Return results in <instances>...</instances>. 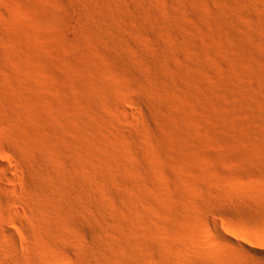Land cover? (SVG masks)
I'll list each match as a JSON object with an SVG mask.
<instances>
[{"label":"rangeland","instance_id":"374dc122","mask_svg":"<svg viewBox=\"0 0 264 264\" xmlns=\"http://www.w3.org/2000/svg\"><path fill=\"white\" fill-rule=\"evenodd\" d=\"M0 159V264H264V0H0Z\"/></svg>","mask_w":264,"mask_h":264},{"label":"bare ground","instance_id":"6f19581e","mask_svg":"<svg viewBox=\"0 0 264 264\" xmlns=\"http://www.w3.org/2000/svg\"><path fill=\"white\" fill-rule=\"evenodd\" d=\"M123 108H124V107H123ZM125 109H126V108H124V110H125ZM126 110H127V109H126ZM0 161H1V159H0ZM5 164H7V163H4V164H3V161H2V163L0 162V165L3 166L4 169H5V168L8 169V168H9L8 166L12 167V165H8V164L5 165ZM1 166H0V167H1ZM10 169L12 170L13 167L10 168ZM7 172H8V171H7ZM7 172H5V173H6L5 175H8ZM5 175H4V176H5ZM6 177H7V176H6ZM6 177H5V179H6ZM8 177H9V176H8ZM10 178H11V177H10ZM8 180H9V179H8ZM2 185H3V188L6 186V185L4 186V184H2ZM6 188H7V187H6ZM4 190H6V189H4ZM75 194H76V193H75ZM79 194H80V193H79ZM81 195H82V194H81ZM81 195H80V197H81ZM86 195H87V194H86ZM76 197H78V196H76ZM80 197H79V198H80ZM82 197H83V196H82ZM71 198H73V197H71ZM79 198H78V199H79ZM75 200H76V199H75ZM84 200H85V196H84ZM71 202H72V201H71ZM73 202H74V201H73ZM78 204H80V203H78ZM78 204H77V205H78ZM75 205H76V204H75ZM75 205H74V206H75ZM77 207H78V206H77ZM9 208L12 209V208H14V207H12V208L9 207ZM9 208H8V209H9ZM79 208L81 209V207H79ZM83 208H84V207H83ZM84 209H85V208H84ZM86 209H87V208H86ZM213 209H214V208H213ZM15 210H16V209H15ZM15 210H12V212L14 213ZM76 210H77V209H76ZM81 211H82V210H81ZM15 212H16V214H17L19 211H15ZM13 213H11V210H10V214H9V211H8V214L10 215V216H9V217H10V221L14 219V218H13ZM16 214H15V215H16ZM18 214H19V213H18ZM5 228H6V227H5ZM6 229H7V228H6ZM6 229H5V230H6ZM8 231H9V229H8ZM10 232H11V230H10ZM10 232H9V233H10ZM12 233L14 234V232H11V234H12ZM122 233H123V232H122ZM14 236H15V235H13V237H14ZM122 236H124V235H122ZM16 237H17V236H16ZM16 237H14L13 240H14ZM127 237H128V236H127ZM125 238H126V237H125ZM128 238H129V237H128ZM128 238H127V239H128ZM16 239H18V238H16ZM16 239H15V240H16ZM18 241H19V240H18ZM128 242H129V240H128ZM14 243H15V241H14ZM16 243H17V242H16ZM96 243H98V241H96ZM104 243H105V240H104ZM189 243H190V242H189ZM102 244H103V243H102ZM17 245H20V244H16V247H17ZM95 245H96V244H95ZM14 246H15V244H14ZM106 246H107V245H106ZM16 247H15V248H16ZM94 247H96V246H94ZM242 247H243V246H242ZM244 247H245V246H244ZM18 248H19V250H20V252H21L20 247H17V250H18ZM103 249H104V248H103ZM245 249H246V248H244L243 250H245ZM261 249H262V248H261ZM261 249H260V250H261ZM252 250H253V249H251V251H252ZM263 250H264V249H263ZM263 250H261V251H263ZM257 251H259V250H257ZM111 252H112V249H111ZM245 252H247V251H245ZM245 252H244V253H245ZM254 252H255V251H254ZM259 252H260V251H259ZM21 253H22V252H21ZM105 253H106V252H105ZM251 253H252V252H251ZM19 254H20V253H19ZM258 254H259V253H258ZM8 256H9V255H8ZM92 256H93V255H92ZM10 257H11V256H10ZM90 257H91V256H90ZM99 257H100V256H99ZM101 257H102V256H101ZM8 258H9V257H8ZM11 258H12V257H11ZM14 258H16V257H14ZM14 258H13V259H14ZM19 258H21V257H19ZM87 258H89V257H87ZM93 258H94V257H93ZM93 258H92V259H93ZM97 258H98V257H97ZM4 259H5V260H4ZM208 259H209V258H208ZM2 260H4V262H7V258H2ZM2 260H1V261H2ZM16 260H17V258H16ZM96 260H97V259H96ZM101 260H102V259H101ZM196 260H198V259H196ZM196 260H195V261H196ZM1 261H0V262H1ZM9 261H10V260H9ZM14 261H15V260H13V262H14ZM21 261H22V259H21ZM85 261H87V260H85ZM91 261H92V260H91ZM208 261H209V260H208ZM211 261H212V260H211ZM4 262H3V263H4ZM17 262H18V261H17ZM89 262H90V261H89ZM103 262H104V261H103ZM105 262H106V261H105ZM8 263H9V262H8ZM11 263H12V262H11ZM87 263H88V262H87ZM91 263H92V262H91ZM257 263H258V262H257ZM257 263H256V264H257ZM5 264H6V263H5ZM88 264H89V263H88ZM205 264H206V263H205ZM207 264H208V263H207Z\"/></svg>","mask_w":264,"mask_h":264}]
</instances>
